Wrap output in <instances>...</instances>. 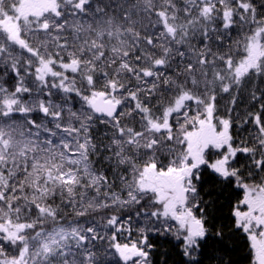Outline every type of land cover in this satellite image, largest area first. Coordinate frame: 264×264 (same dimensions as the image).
<instances>
[{
    "label": "snow or ice",
    "instance_id": "obj_1",
    "mask_svg": "<svg viewBox=\"0 0 264 264\" xmlns=\"http://www.w3.org/2000/svg\"><path fill=\"white\" fill-rule=\"evenodd\" d=\"M264 264V0H0V264Z\"/></svg>",
    "mask_w": 264,
    "mask_h": 264
},
{
    "label": "trees",
    "instance_id": "obj_2",
    "mask_svg": "<svg viewBox=\"0 0 264 264\" xmlns=\"http://www.w3.org/2000/svg\"><path fill=\"white\" fill-rule=\"evenodd\" d=\"M242 254L243 253L241 251H237V252L233 253V259L239 261V264H247L246 260L241 259ZM205 264H212V262L205 260Z\"/></svg>",
    "mask_w": 264,
    "mask_h": 264
}]
</instances>
